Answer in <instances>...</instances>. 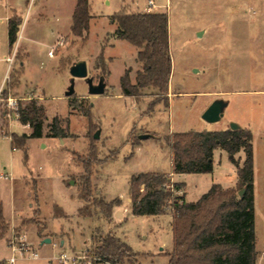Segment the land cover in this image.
Returning a JSON list of instances; mask_svg holds the SVG:
<instances>
[{"label":"rangeland","instance_id":"rangeland-1","mask_svg":"<svg viewBox=\"0 0 264 264\" xmlns=\"http://www.w3.org/2000/svg\"><path fill=\"white\" fill-rule=\"evenodd\" d=\"M11 1L25 10L20 37L11 50L6 0H0V87L10 65L6 57L14 56L3 87L7 94L0 101V206L6 228H0V258L12 255L11 240L18 236L38 256L17 255L15 264H109L98 260L95 248L102 235L112 233L139 254L136 264H168L171 209L160 215L134 214L131 176L174 169L166 142L173 132L225 130L237 122L253 133L260 194L257 264H264V0H154L151 11L145 9L148 0H89L93 17L86 37L71 31L78 0ZM123 6L130 12L168 15L172 75L167 96L145 89L137 100L122 93V76L128 72L135 83L142 69L139 48L113 35L117 23L111 17ZM79 60L87 61L88 77L95 84L104 78V94L91 95L87 78L71 75L70 67ZM73 80L75 93L67 96ZM8 97L22 105L32 97L45 106L42 138L31 137L25 147L13 148L11 134L32 129L15 111L8 116ZM217 99L227 103L224 117L209 123L202 115ZM54 116L68 127V137L48 136ZM142 134L150 137L140 139ZM90 149L96 154L92 199L116 200L110 214L91 205V216L79 213L86 203L80 197L85 170L78 157ZM220 152L227 156V151H217L215 175H177L186 183L189 199L206 193L214 176L229 183L233 164L228 157L220 164ZM236 157L242 161L245 153ZM45 237L52 242L43 243Z\"/></svg>","mask_w":264,"mask_h":264},{"label":"trees","instance_id":"trees-1","mask_svg":"<svg viewBox=\"0 0 264 264\" xmlns=\"http://www.w3.org/2000/svg\"><path fill=\"white\" fill-rule=\"evenodd\" d=\"M90 9L89 0L77 1L71 26L73 34L86 37L93 17ZM111 18L117 23L114 37L138 47L137 61L142 64V69L136 72L135 83L128 72L122 76L123 95L140 100L146 93L145 89H150L152 95L167 96L172 75L168 15L163 12H130L123 6ZM22 23L23 19L16 11L8 19L11 50L18 41ZM1 94H7V91L3 90ZM165 103L169 106L168 101ZM20 107L19 121L32 130L29 134L12 133L13 148L25 147L28 138L43 137L47 119L45 106L34 98L25 105L20 104ZM67 128L59 116H54L48 136L68 137ZM252 141L253 133L246 127L173 132L166 137L175 173H212L217 148L227 151L229 160L237 167L236 187L224 188L215 183L196 201L186 199V183L172 181L170 174L141 172L131 176L129 194L134 214L160 215L171 209L173 249L167 253L168 264H257ZM241 151L245 153L243 163L236 157ZM78 159L85 170L80 197L86 203L80 207L79 213L91 216L92 206L110 214L116 200L92 199L95 152L90 149L87 156H79ZM242 189L245 192L240 197L238 193ZM0 228L6 229L1 206ZM95 255L99 261L109 264H136L139 257L126 242L112 233L100 237Z\"/></svg>","mask_w":264,"mask_h":264},{"label":"crops","instance_id":"crops-1","mask_svg":"<svg viewBox=\"0 0 264 264\" xmlns=\"http://www.w3.org/2000/svg\"><path fill=\"white\" fill-rule=\"evenodd\" d=\"M24 2L26 3V4H30L32 1L31 0H24ZM5 14H6V16H5V18L7 19V21H8V19L12 16V12H14V11H16L22 18H23V12H24V8L21 6V5H19L18 3H15V2H12L11 0H6V2H5ZM22 26V25H21ZM20 37V36H19ZM8 57H10V56H7L6 57V59L8 58ZM25 59V58H24ZM26 60V59H25ZM25 60H22L21 61V64H23V66L25 67ZM88 64V63H87ZM3 82H4V80H3ZM3 82H2V84H1V87H2V85H3ZM1 87H0V90H1ZM92 95V94H91ZM26 126H28V125H26ZM29 127V126H28ZM29 129H30V127H29ZM202 130H211V131H218V130H220V128H216V129H208V128H205V129H202ZM198 131H201V130H198ZM26 133H29V131L28 132H26ZM150 137V136H149ZM40 138H42V137H40ZM54 138V137H53ZM29 139V138H28ZM27 139V140H28ZM26 143H27V141H26ZM15 149V148H14ZM218 150H220V151H225L224 149H221V148H217V149H215V151H214V170H213V172H212V174H216V170H217V165H218V162H217V160H216V155H217V151ZM241 155V154H240ZM220 156H221V159H220V161H219V163L220 164H222L223 163V161L225 162V160L226 159H223L222 157H228V159L227 160H229V155H228V153H227V156H224L223 155V153L222 152H220ZM240 157V156H239ZM230 161V160H229ZM243 161H244V159L241 161L240 160V162L241 163H243ZM231 162V161H230ZM232 163V162H231ZM233 164V163H232ZM232 169V171L229 173V175L228 176H230V178H226L227 180H228V182L229 183H226V182H224L223 181V179H221V180H219L216 176H214V181H212V183H210V184H208V186H209V189H208V191L210 190V188L212 187V185L213 184H215V183H219V184H221L224 188H229V187H236V185H237V182H238V174H237V167L233 164V167L231 168ZM168 174H170L171 175V178H172V181H174V182H183V181H180V180H177V175H186V174H203V173H175V172H173V170L171 171V172H169ZM216 178V179H215ZM185 183V182H184ZM207 191V192H208ZM185 194H186V199L188 200V201H196V200H198L203 194H205L204 192H202V191H200V192H198L196 195H195V197H193V198H196V199H189V197H188V192H187V186L185 187ZM259 197H260V194H259V192H258V185H257V178H256V169H255V167H254V206H255V219H256V210H257V207H258V204H259ZM130 205H131V202H130ZM131 207H132V205H131ZM256 222V221H255ZM255 229H256V223H255ZM256 233H257V231H256ZM26 236V235H25ZM257 237V236H256ZM26 238H27V236H26ZM45 239H46V237H45ZM44 239V240H45ZM44 240H43V243H44ZM62 241V243L64 242V240L62 239L61 240ZM51 242H52V237H51ZM257 243H258V237H257V241H256V248H257ZM4 258H7V257H4ZM258 260V259H257Z\"/></svg>","mask_w":264,"mask_h":264},{"label":"water","instance_id":"water-1","mask_svg":"<svg viewBox=\"0 0 264 264\" xmlns=\"http://www.w3.org/2000/svg\"><path fill=\"white\" fill-rule=\"evenodd\" d=\"M201 35V33H199ZM70 73L73 77H79V78H87L88 86H89V93L92 95H101L104 94L106 91V83L104 82V78H101V81L98 84L94 83V80L92 77H88L89 69L88 64L86 60H79L75 62L70 67ZM75 93V87H74V80L69 87V89L66 92L67 96H72ZM227 103L223 99H217L211 103V105L205 110V112L202 115V118L209 122V123H215L220 121L224 117V109L226 107ZM230 128L233 130L241 128V125L237 122H231ZM95 138H99L100 131L95 133ZM150 136V134H142L139 136L140 139H146ZM245 190L242 189L239 191V196L242 197ZM44 242H51L50 238H46Z\"/></svg>","mask_w":264,"mask_h":264},{"label":"built area","instance_id":"built-area-1","mask_svg":"<svg viewBox=\"0 0 264 264\" xmlns=\"http://www.w3.org/2000/svg\"><path fill=\"white\" fill-rule=\"evenodd\" d=\"M156 6V3L154 2V0H148V5L146 6V11H151V9L153 7ZM49 55H53V51L51 50L49 52ZM13 60H14V56L11 58V57H8L7 58V61L10 63L9 67H8V70H7V73H6V76L4 78V82H3V85L1 87V90H0V101L3 100L2 98V90H3V87L6 83V80L8 79L9 77V72H10V68H11V65L13 64ZM29 99H32V97H29ZM7 105L9 107V109L11 110L10 112H8V116L10 117V113L15 111L16 112V115H17V118L19 120V117H20V102L17 98H14V97H8L7 98ZM28 245L23 241V238H20L18 236H14L13 239L11 240V249H12V255L7 257V258H0V264H15L16 261H17V255H20V256H28V257H37L38 256V252H35V251H31L28 247ZM64 260H68L67 256L63 255L62 257Z\"/></svg>","mask_w":264,"mask_h":264}]
</instances>
